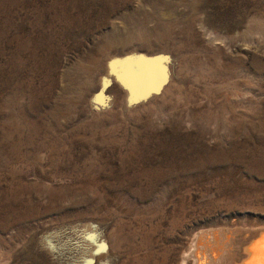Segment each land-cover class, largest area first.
Listing matches in <instances>:
<instances>
[{"label":"rangeland","instance_id":"obj_1","mask_svg":"<svg viewBox=\"0 0 264 264\" xmlns=\"http://www.w3.org/2000/svg\"><path fill=\"white\" fill-rule=\"evenodd\" d=\"M129 51L122 74L145 75L135 51L172 59L132 108L99 80ZM84 225L95 264L264 227V0H0V264H77Z\"/></svg>","mask_w":264,"mask_h":264},{"label":"bare ground","instance_id":"obj_2","mask_svg":"<svg viewBox=\"0 0 264 264\" xmlns=\"http://www.w3.org/2000/svg\"><path fill=\"white\" fill-rule=\"evenodd\" d=\"M131 54L132 52L129 51L115 57V59L112 56L106 58L108 69L105 74L112 73L121 86L129 87L126 95L127 99L143 95V90L148 87V76L150 74L147 68L146 72L143 73L144 76H137L130 71L127 74L120 72L123 66L127 65L125 62ZM106 77L101 75L99 80L107 82ZM125 104V107H127V102ZM94 106L97 110L100 109L99 105L94 104ZM228 232L231 234H228ZM263 232L264 227L234 231L216 228L199 230L192 235L186 249L184 248V252L182 251L180 264H264ZM44 243L50 245L48 241H44ZM45 248L50 249V247ZM50 251L52 250L50 249Z\"/></svg>","mask_w":264,"mask_h":264},{"label":"water","instance_id":"obj_3","mask_svg":"<svg viewBox=\"0 0 264 264\" xmlns=\"http://www.w3.org/2000/svg\"><path fill=\"white\" fill-rule=\"evenodd\" d=\"M136 53L140 56H143L142 60L145 61L147 66L146 64L143 65L150 71V79L147 83L148 87L143 90V95L135 96L130 99L129 103L127 104L129 108L144 104L152 100L153 98L158 97L161 94L163 88L168 85L171 77L172 59L167 53L159 52L147 55L148 53L135 51V53L133 54ZM133 60L134 62L136 61L135 59H131L130 61L133 62ZM112 79L113 78L111 77V75L107 76V80L111 81L110 83L116 81L115 79ZM109 85H107L106 87H108ZM107 96L109 95L104 94V97L101 100L102 105L100 110H105L110 107L111 102ZM100 233V229L96 225H84L83 228L80 229L78 238L76 239L75 243V245L77 246L76 249L78 251L80 248L82 249L84 247H88L89 253L77 264H95V256L101 253H106V249H103V246H105L106 244L104 241L100 240ZM49 242L51 250L53 252L56 251L55 245L51 241ZM100 246H102V248Z\"/></svg>","mask_w":264,"mask_h":264}]
</instances>
